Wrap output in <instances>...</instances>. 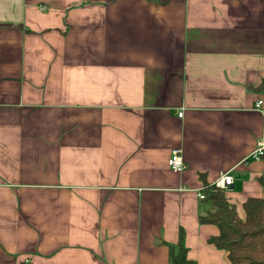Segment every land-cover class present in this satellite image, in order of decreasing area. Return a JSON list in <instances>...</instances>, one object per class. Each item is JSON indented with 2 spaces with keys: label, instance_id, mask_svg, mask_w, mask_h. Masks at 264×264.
Instances as JSON below:
<instances>
[{
  "label": "crops",
  "instance_id": "1",
  "mask_svg": "<svg viewBox=\"0 0 264 264\" xmlns=\"http://www.w3.org/2000/svg\"><path fill=\"white\" fill-rule=\"evenodd\" d=\"M263 80L264 0H0V264H231L199 195L264 198Z\"/></svg>",
  "mask_w": 264,
  "mask_h": 264
},
{
  "label": "trees",
  "instance_id": "2",
  "mask_svg": "<svg viewBox=\"0 0 264 264\" xmlns=\"http://www.w3.org/2000/svg\"><path fill=\"white\" fill-rule=\"evenodd\" d=\"M259 90L264 91V80ZM204 193L202 200L209 210L200 216V221L219 228V234L211 237L210 242L227 251L231 264H264V198H248L244 202L246 216L241 218L224 190L207 184ZM170 264L197 262L188 257V249L180 242L178 246L170 245Z\"/></svg>",
  "mask_w": 264,
  "mask_h": 264
},
{
  "label": "built area",
  "instance_id": "3",
  "mask_svg": "<svg viewBox=\"0 0 264 264\" xmlns=\"http://www.w3.org/2000/svg\"><path fill=\"white\" fill-rule=\"evenodd\" d=\"M45 7V6H44ZM255 108L260 109L264 112V97L258 99L255 103ZM179 116H183V112H179ZM264 156V141L259 140L257 148L251 153L250 158L252 159H259ZM169 166L172 170L175 172H184L187 168V165L184 161L183 153L181 148H175L171 152V156L169 158ZM233 179L232 176L228 174H223L214 185L224 191L228 190L230 188V185L232 184ZM200 199L205 198V193H200Z\"/></svg>",
  "mask_w": 264,
  "mask_h": 264
}]
</instances>
